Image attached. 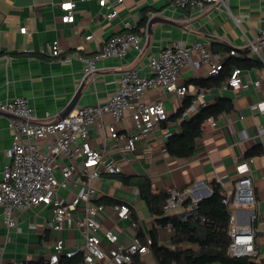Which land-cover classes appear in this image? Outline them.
Returning a JSON list of instances; mask_svg holds the SVG:
<instances>
[{
    "label": "crops",
    "instance_id": "obj_1",
    "mask_svg": "<svg viewBox=\"0 0 264 264\" xmlns=\"http://www.w3.org/2000/svg\"><path fill=\"white\" fill-rule=\"evenodd\" d=\"M67 1L70 0H0V101L25 96L40 120L61 116L84 80V61L79 56L91 57L100 52L110 38L125 31V21H130L133 28H137L143 43L146 35L149 36L144 51L139 53L133 48L124 57L99 59L97 71L89 78L72 109L107 101L116 92L121 75L133 66H138L140 73L149 74V59L173 44L200 41L218 60L226 63L232 57L229 50L246 47L248 39L259 35L264 22V0H227L228 8L217 5L206 11L191 5L175 7L174 0H124L116 5L119 13L112 19L106 17L109 10L102 7L99 0H71L75 2V19L63 22L62 17L67 10L61 4ZM145 11L148 21L140 25ZM154 16L168 21L155 22L149 29V20ZM236 17L242 20L238 23ZM23 27L27 28L25 33L21 32ZM89 34H93L90 40L86 38ZM54 40L60 41L64 49L61 57H70L69 62L50 55L48 45ZM242 69L241 87H230L224 82L220 87L204 88L208 104H214L222 97L230 98L234 102V110L219 115L215 128L205 121L202 123V135L197 140L196 151L188 158L170 155L166 143L171 135L181 132L183 120L200 112L203 108L201 100L192 102L181 117L174 118L185 97L177 92L163 93L159 86L146 91L143 96L146 102L164 99L169 119L140 137L136 151L128 162L120 164L118 174H104L95 181L98 188L95 201L106 198L126 203L135 212L138 228L132 224V215L119 218L112 205L105 202V211L99 216L102 227L115 229L120 243H131L139 231L150 237L155 222V216L148 210L138 186L124 183L120 175L148 177L154 191L178 189L185 199L194 201L210 195V184L214 179L231 193L238 177L251 175L256 204L232 205L231 209L240 225L250 224L252 210L257 213L254 225L258 256L251 259L254 264H264V115L260 111L264 102V84L256 87L252 82L261 77L260 63ZM211 75L205 65L196 69L188 64L181 71L177 85L189 86L186 96H195L199 86L193 81ZM132 111L133 108L126 110L118 123L122 132L132 131ZM103 122L102 126H90V141L99 148L104 146L111 116L106 114ZM49 139L47 137L42 143ZM11 145L9 116L0 112V176L10 160L7 151ZM107 147L112 158L122 160L114 141ZM65 162L69 163V160ZM57 176L61 178L60 173ZM80 178L77 173L68 185L59 188L58 194L64 201H69L78 190ZM14 214L16 225L9 227L0 206V262L21 264L43 260L49 263V255L59 237L65 240L67 249L84 247V237L76 227L77 219L83 216L82 210L77 211L62 230L49 227L54 211L43 203L15 210ZM142 256L145 264H157L151 251ZM63 258L66 257L62 255L60 262ZM79 264L85 263L81 261ZM97 264L115 263L102 260Z\"/></svg>",
    "mask_w": 264,
    "mask_h": 264
},
{
    "label": "built area",
    "instance_id": "obj_2",
    "mask_svg": "<svg viewBox=\"0 0 264 264\" xmlns=\"http://www.w3.org/2000/svg\"><path fill=\"white\" fill-rule=\"evenodd\" d=\"M123 1L99 0V4L108 8L106 17L112 19L119 13L116 5ZM173 5L184 8L189 5L198 6L203 11L217 5L228 8L227 0H174ZM61 6L67 10L62 17L63 22L74 21L75 2L70 0L63 2ZM235 20L239 23L242 19L236 17ZM124 28V32L110 38L97 54L91 57L79 56L84 61V77L93 76L98 69L99 59L111 56L124 57L133 48L139 53L144 51L149 36L146 35L143 43V37L133 31L130 21L124 22ZM26 30V27L21 28L23 33ZM86 38L90 40L93 34ZM245 46L241 49L231 48L229 54L240 58H255L259 61L261 77L252 82L256 87H261L264 84V22L259 35L255 39H248ZM48 50L54 58L64 62L71 60L70 57H61L64 49L59 40L51 42ZM188 64L196 69L205 65L211 74H218L224 68V63L200 41L173 44L149 59V74L140 73L138 66L127 69L118 80L116 92L107 101L74 108L64 117L38 119L25 96L0 101V112L9 116V128L12 130V145L7 151L10 160L5 164L0 176V206L3 207L6 224L9 227L16 225L15 210H25L43 203L51 206L54 211L49 227L62 230L77 211H83V216L77 219L76 227L84 237V247L67 249L65 240L59 237L55 241L54 251L49 255L50 264H59L62 255L70 258L78 253L82 254L85 264H97L102 260H111L115 264H129L134 254L150 251L151 237H147V242L142 243L137 234L131 243L123 244L119 242L115 229H103L99 216L105 211L106 204L95 201L98 195L95 181L104 174H118L120 164L128 162L132 153L136 151L140 137L169 119L163 98L146 102L143 96L146 91L159 86L163 93L177 92L180 96L186 97L190 87L178 86L177 80ZM242 72L241 67H233L225 83L230 87H241ZM198 99L201 100L202 107L208 105L205 89L202 87H198L193 102ZM263 103L260 111L264 115ZM130 108H133L130 114L132 131L122 132L118 128V123L124 118L125 111ZM187 109L188 107L185 112ZM106 114L111 116V122L105 135L104 146L99 148L90 141V126L104 125L103 118ZM204 121L212 128L218 124L213 116ZM47 137L50 139L42 143ZM111 141L116 143L122 160H116L110 155V148L107 145ZM66 159L69 163L65 162ZM58 173L61 174V178H58ZM77 173L81 176L78 190L66 202L60 197L58 190L68 185ZM184 200L183 192L172 189L164 205L165 211L177 215L182 220L187 219L196 212L197 201L184 204ZM223 202L229 206H254L256 204L254 178L251 175L238 177L234 190L231 193L225 191ZM112 208L119 218L131 217V207L126 203H114ZM256 218L257 213L252 210L250 224L240 225L235 211L231 209L229 252L232 256L250 258L258 256L255 246ZM132 224L138 228L137 220H133ZM0 264L7 263L1 261Z\"/></svg>",
    "mask_w": 264,
    "mask_h": 264
},
{
    "label": "trees",
    "instance_id": "obj_3",
    "mask_svg": "<svg viewBox=\"0 0 264 264\" xmlns=\"http://www.w3.org/2000/svg\"><path fill=\"white\" fill-rule=\"evenodd\" d=\"M147 21L148 15L145 11L140 25H145ZM133 31L138 32L137 28ZM258 63L259 61L255 58L232 56L224 63V68L218 74H212L208 78H197L193 82L205 89L220 87L233 67L250 68ZM193 99L194 96H186L183 105L173 117H181L185 109L192 104ZM233 110V100L222 97L214 104L203 107L192 118L183 120L181 132L168 138L166 143L168 153L175 157L188 158L193 156L197 148V140L202 135L203 121L210 116L217 118L219 115L231 113ZM120 178L126 184L138 186L148 210L155 216L154 228L150 233L152 239L150 251L157 264H254L250 257H236L229 252L231 206L223 202L225 189L217 179L211 181L210 195L196 202V212L182 220L175 214L167 213L164 209L170 191H154L152 182L148 177L133 178L120 175ZM98 202H107L111 205L117 203L106 200V198H100ZM191 202L193 200L190 198L184 200V204ZM131 215L133 220H137L135 212H132ZM137 234L142 243L147 242L145 234L141 231ZM189 245H195V247ZM81 261H83V256L78 253L73 257L63 258L59 264H79ZM22 264L49 263L41 260L39 262L28 261ZM129 264H145L142 254H134Z\"/></svg>",
    "mask_w": 264,
    "mask_h": 264
},
{
    "label": "water",
    "instance_id": "obj_4",
    "mask_svg": "<svg viewBox=\"0 0 264 264\" xmlns=\"http://www.w3.org/2000/svg\"><path fill=\"white\" fill-rule=\"evenodd\" d=\"M158 21L166 22V21H168V19H166L164 17H161V16H154V17L150 18L149 24H148V28L151 29L153 23L158 22ZM90 77H91L90 75H87V76L84 77V80H83L81 86L78 88L74 98L70 102V104L67 107V109L61 114V117H64L65 115H67L71 111V109L74 107V105L76 104L79 96L81 95V93L83 91V88L85 87V85L88 82Z\"/></svg>",
    "mask_w": 264,
    "mask_h": 264
}]
</instances>
